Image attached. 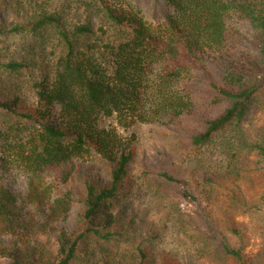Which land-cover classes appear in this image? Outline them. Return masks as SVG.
Instances as JSON below:
<instances>
[{
  "label": "trees",
  "instance_id": "obj_1",
  "mask_svg": "<svg viewBox=\"0 0 264 264\" xmlns=\"http://www.w3.org/2000/svg\"><path fill=\"white\" fill-rule=\"evenodd\" d=\"M163 2L171 12L150 25L122 0H0V112L11 121L0 127V264H171L152 254L165 227L194 240L197 261L211 248L223 264H253L243 234L208 208L229 182L230 206L248 209L240 184L252 173L264 190V0ZM232 18L250 26L259 57L215 65L214 80L205 64L225 57ZM196 72L207 95L194 104ZM111 123L183 128L194 180L145 165L138 179L154 177L160 229L142 232L127 210L131 186L144 185L131 174L132 140ZM12 170L23 195L3 183ZM72 210L73 229L57 231Z\"/></svg>",
  "mask_w": 264,
  "mask_h": 264
},
{
  "label": "rangeland",
  "instance_id": "obj_2",
  "mask_svg": "<svg viewBox=\"0 0 264 264\" xmlns=\"http://www.w3.org/2000/svg\"><path fill=\"white\" fill-rule=\"evenodd\" d=\"M122 2L137 9L144 21L150 25L163 23L165 17L171 12V9L163 0H122ZM3 14L9 16L6 12ZM227 27L234 37L227 47L225 57H217L214 65L205 64L207 72L214 80H218L221 76L220 69L215 65L227 67V62L230 61L240 63L246 57H259L253 32L247 23L232 18L227 22ZM187 87L194 104L207 95L204 79L198 72L193 73V78ZM52 112L53 115L57 116L59 109L55 107ZM259 119L258 116L257 121ZM10 122L0 112V127L6 128L11 125ZM111 124L116 127L114 123ZM262 124L263 121L260 119L258 125ZM183 128L186 129V122ZM183 128L179 125L162 127L158 124L136 125L126 129L116 127V131L122 138L133 142L136 158L131 174L133 178H137L138 184L142 182L144 185V187L137 190L131 186L132 195L127 204L128 212L131 213L136 222L140 223L138 225H142V232L147 233L149 230L160 229L164 225L163 217L165 213L158 199L150 195L152 192L150 193L146 189L148 186L153 189L154 177L138 180L142 172V166L145 165L151 170L158 169V167L167 168L182 176L186 181L192 182L194 180L192 175L196 173V166L192 159L193 156L188 154L189 151L180 142L182 133L180 129ZM23 137L24 134L19 133V135L16 134L10 138L9 141H21ZM4 150H6L4 144H0V156L3 155ZM94 165L98 166V163L94 162ZM252 174L249 181L240 184V195L242 194L243 201L248 209L234 210V207L230 206L232 199L228 190H236V188L229 185V182H225L223 187L217 188L212 193L208 210L211 217L222 229L232 226L243 234L246 257L253 264H259L264 255V203L260 201L264 190L258 175ZM101 176L107 178L103 170ZM3 183L16 195H23L25 192L26 180L18 170H12L8 177L3 178ZM191 188L204 199V196L194 186H191ZM75 222V210H72L65 221L57 224V231H71ZM169 232L168 227H165L164 234L159 241L155 242V252H152L154 256L161 255L168 259L171 264H188L191 261L192 264H221V262L223 264L222 259L219 260L212 255L211 248H209V251L207 249V255L197 261L194 253V250L197 249L193 244L194 240L188 239L180 233L174 236Z\"/></svg>",
  "mask_w": 264,
  "mask_h": 264
}]
</instances>
